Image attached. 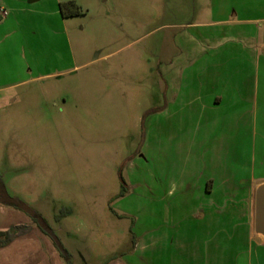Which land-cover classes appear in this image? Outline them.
I'll return each instance as SVG.
<instances>
[{
  "label": "rangeland",
  "instance_id": "obj_1",
  "mask_svg": "<svg viewBox=\"0 0 264 264\" xmlns=\"http://www.w3.org/2000/svg\"><path fill=\"white\" fill-rule=\"evenodd\" d=\"M76 2L80 13L71 18L68 33L79 67L28 83L31 93L20 88L14 102L13 94L0 97V176L9 192L43 214L72 264H105L124 249L120 230L136 218L184 210L181 198L154 200L149 187H181L197 167L217 168L220 177L238 170L248 177L261 131L255 143L244 111L234 123L238 117L233 111L225 116L222 108L162 109L169 98L167 67L180 53L182 35L215 37L223 24L216 20L234 18L231 8L217 13V0ZM223 2L231 6L232 0ZM49 3L40 1L38 9ZM41 15L33 12V29L42 37L54 35V48L66 50L65 29L49 21L51 14L47 22ZM178 65L180 72L186 63ZM120 170L127 187L122 195ZM113 211L128 215L118 218Z\"/></svg>",
  "mask_w": 264,
  "mask_h": 264
},
{
  "label": "crops",
  "instance_id": "obj_2",
  "mask_svg": "<svg viewBox=\"0 0 264 264\" xmlns=\"http://www.w3.org/2000/svg\"><path fill=\"white\" fill-rule=\"evenodd\" d=\"M40 1L43 0H0V97L13 94L11 102L18 99L20 88L21 93H31L32 88H25L28 83L59 77L80 65L68 33L73 16H64L59 6L68 0H50L49 8L44 10L38 9ZM226 4L217 0V5H209L217 13L231 8L235 15L232 20H216L223 24L215 37L209 38V33L182 35L185 38L179 46L180 53L167 67L169 98L162 109L173 113L182 107L194 109L196 104L201 109L222 108L225 116L233 111L238 117L234 123L240 122L237 112L244 111L242 115L253 130L255 143L258 129L261 131L259 149L254 144L257 153L252 170L248 177H242L239 170L230 172L231 177H220L217 168L206 172L197 167L199 170L193 169L191 180L181 187L175 182L163 189L153 184L149 189L153 190L154 200L181 198L184 210L165 217L136 218L126 230H120L121 241L126 242L124 249L105 264H264V235L255 230V194H251L264 183V16H240L264 13V0H232L231 6ZM36 10L44 15L45 22L51 14L49 21L65 29L66 50L54 48V35L42 37L33 29L32 14ZM205 41L212 45L208 48L215 70H211V60L207 58L211 52ZM199 50L200 54L193 53ZM180 62L186 65L178 72ZM193 65L197 70L191 69ZM42 91L49 90L41 87ZM21 200L32 207L31 202ZM113 212L118 218L128 215L125 211ZM0 231H10L11 236L6 243H0V264H66L52 239L29 215L1 202Z\"/></svg>",
  "mask_w": 264,
  "mask_h": 264
},
{
  "label": "trees",
  "instance_id": "obj_3",
  "mask_svg": "<svg viewBox=\"0 0 264 264\" xmlns=\"http://www.w3.org/2000/svg\"><path fill=\"white\" fill-rule=\"evenodd\" d=\"M60 11L64 16H74L80 13L79 7L72 0L60 2ZM119 180L121 184L120 195L127 191L125 179L122 176L121 170L119 171ZM0 202L4 205H9L24 211L27 215L31 217L34 223L40 228V230L50 237L57 249L59 255L64 259L66 264H72L71 255L68 249L62 244L57 235L54 233L48 222L32 207L27 205L18 197L10 195L0 176ZM62 214L57 216L59 219ZM10 231H0V243L4 244L10 239Z\"/></svg>",
  "mask_w": 264,
  "mask_h": 264
},
{
  "label": "water",
  "instance_id": "obj_4",
  "mask_svg": "<svg viewBox=\"0 0 264 264\" xmlns=\"http://www.w3.org/2000/svg\"><path fill=\"white\" fill-rule=\"evenodd\" d=\"M255 230L264 235V183L255 192Z\"/></svg>",
  "mask_w": 264,
  "mask_h": 264
}]
</instances>
